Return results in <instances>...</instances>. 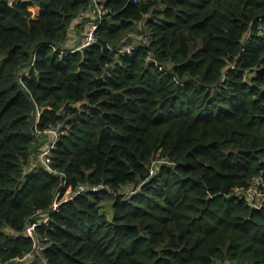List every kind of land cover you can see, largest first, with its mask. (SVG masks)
Returning <instances> with one entry per match:
<instances>
[{
	"label": "trees",
	"instance_id": "16d2710c",
	"mask_svg": "<svg viewBox=\"0 0 264 264\" xmlns=\"http://www.w3.org/2000/svg\"><path fill=\"white\" fill-rule=\"evenodd\" d=\"M258 176L264 0H0V264H264Z\"/></svg>",
	"mask_w": 264,
	"mask_h": 264
},
{
	"label": "built area",
	"instance_id": "2783aa9c",
	"mask_svg": "<svg viewBox=\"0 0 264 264\" xmlns=\"http://www.w3.org/2000/svg\"><path fill=\"white\" fill-rule=\"evenodd\" d=\"M97 29L96 26L91 27L90 32L88 33V36L86 37L84 41V45L82 48H85L89 46L93 41L94 37L93 34L95 30ZM144 46H150L151 40H150V33L146 32L145 37H143L142 40ZM135 45L131 42L126 43L123 42L120 48L118 49L119 54L124 55V54H131L132 51L135 50ZM46 134L49 136V142L48 144L36 155V162L34 164V167H37L38 165L43 166L49 171H53L52 168L50 167L52 164V151L55 148L56 142L59 137V132L55 128H50ZM239 192H241L245 197L246 201L249 203L250 207L253 209H261L264 206V179L263 177H255L252 179L250 184L247 186V188L239 190L237 188L235 190V193L238 195ZM98 194L100 196L103 195V193L107 194H115V191H113L111 188L109 189L106 185H97V186H85V185H80L74 192H67V200H72L77 197L86 195V194ZM240 196V197H242ZM62 197L61 193H58L56 202L53 206V209L56 211L58 209V202L57 200ZM47 221H44L41 224L37 223H30L23 231V235L26 237H31L33 240V252H30L26 255H24L22 258H17L13 260L11 264H33L34 262L36 263L37 259L39 257L42 258V262H39L38 264H48V261L46 258L42 256V252L44 250V246L42 244V241L40 238L36 235L35 230L37 229L38 226L46 224Z\"/></svg>",
	"mask_w": 264,
	"mask_h": 264
},
{
	"label": "rangeland",
	"instance_id": "374dc122",
	"mask_svg": "<svg viewBox=\"0 0 264 264\" xmlns=\"http://www.w3.org/2000/svg\"><path fill=\"white\" fill-rule=\"evenodd\" d=\"M10 1L13 3V2H16V1H19V0H10ZM32 11L34 12V14L38 13V11H35L34 8H32ZM143 36L144 35L140 36V35L134 33L131 36V38L127 39L125 42L126 43L132 42L136 47H139V46H141L143 44L142 43L143 42L142 41L143 40Z\"/></svg>",
	"mask_w": 264,
	"mask_h": 264
},
{
	"label": "water",
	"instance_id": "95a60500",
	"mask_svg": "<svg viewBox=\"0 0 264 264\" xmlns=\"http://www.w3.org/2000/svg\"><path fill=\"white\" fill-rule=\"evenodd\" d=\"M94 5H95V3H94V1L92 2ZM60 45H58V47H59ZM54 175H56V176H58V177H60L61 178V185H60V188L63 186L62 184H63V177L62 176H59V175H57V174H54ZM50 211H51V208L47 211V213H50Z\"/></svg>",
	"mask_w": 264,
	"mask_h": 264
},
{
	"label": "bare ground",
	"instance_id": "6f19581e",
	"mask_svg": "<svg viewBox=\"0 0 264 264\" xmlns=\"http://www.w3.org/2000/svg\"><path fill=\"white\" fill-rule=\"evenodd\" d=\"M27 238L31 239V237H29V236H28ZM31 240H32V239H31ZM32 241H33V240H32Z\"/></svg>",
	"mask_w": 264,
	"mask_h": 264
}]
</instances>
